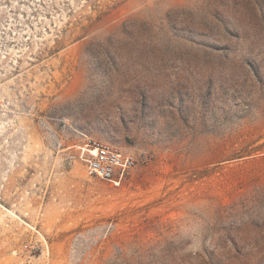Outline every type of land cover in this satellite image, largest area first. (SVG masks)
Here are the masks:
<instances>
[{"label": "rangeland", "instance_id": "rangeland-1", "mask_svg": "<svg viewBox=\"0 0 264 264\" xmlns=\"http://www.w3.org/2000/svg\"><path fill=\"white\" fill-rule=\"evenodd\" d=\"M0 264H264V0H0Z\"/></svg>", "mask_w": 264, "mask_h": 264}, {"label": "built area", "instance_id": "built-area-1", "mask_svg": "<svg viewBox=\"0 0 264 264\" xmlns=\"http://www.w3.org/2000/svg\"><path fill=\"white\" fill-rule=\"evenodd\" d=\"M78 156L84 162L88 175L114 185L120 184L138 162L146 163L150 159L147 151H141L136 157L115 144L90 136H86L84 143L78 146ZM23 247L25 250H35L38 245L24 244Z\"/></svg>", "mask_w": 264, "mask_h": 264}]
</instances>
